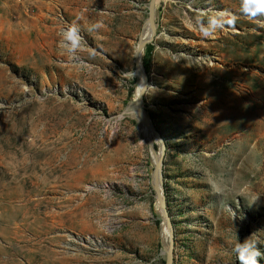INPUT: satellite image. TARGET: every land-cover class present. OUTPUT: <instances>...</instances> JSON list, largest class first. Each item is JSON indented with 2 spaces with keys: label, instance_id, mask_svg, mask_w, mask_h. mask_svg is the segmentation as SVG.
Masks as SVG:
<instances>
[{
  "label": "rangeland",
  "instance_id": "obj_1",
  "mask_svg": "<svg viewBox=\"0 0 264 264\" xmlns=\"http://www.w3.org/2000/svg\"><path fill=\"white\" fill-rule=\"evenodd\" d=\"M150 2L0 0V264H166L161 144L126 116ZM156 27L173 264H264V0H158Z\"/></svg>",
  "mask_w": 264,
  "mask_h": 264
},
{
  "label": "water",
  "instance_id": "obj_2",
  "mask_svg": "<svg viewBox=\"0 0 264 264\" xmlns=\"http://www.w3.org/2000/svg\"><path fill=\"white\" fill-rule=\"evenodd\" d=\"M158 0H151L150 5H149V15H148V20L146 22V25L149 27V31H150V37L145 40V41H141L139 42V48L138 51L136 53V67H137V75L142 79L143 81V87L139 93V97L136 99V104H137V114L139 116L140 121L147 125L149 127V129L151 130L152 134L160 141L161 143V149L159 152V159L156 162V164H154L155 166V170H154V174H153V179H152V183L153 180L155 178V176H158V180L160 182V191H158L157 188L154 187V191L156 193L157 196V201L159 202V204L162 207V219L164 220V222L166 223V225L169 226L170 228V246L167 252V262L166 264H173V253H174V230H173V224H172V220L171 218H169L168 215V211H167V203H166V198L164 195V191H163V181H162V162H163V158H164V154H165V145L164 142L159 134V132L156 130L154 124L152 123V121L148 118V116L146 115V113L144 112L143 109V99L147 94L148 91V87H149V81H148V76L146 74L145 68H144V64L142 62V57L140 58V55L146 50V48L148 46H152L155 38H156V3Z\"/></svg>",
  "mask_w": 264,
  "mask_h": 264
},
{
  "label": "bare ground",
  "instance_id": "obj_3",
  "mask_svg": "<svg viewBox=\"0 0 264 264\" xmlns=\"http://www.w3.org/2000/svg\"><path fill=\"white\" fill-rule=\"evenodd\" d=\"M157 6H158V1L156 3V8H157ZM216 26H218V25L215 24V27ZM149 37H150L149 27L147 25H145L144 33H143V36L141 38V41H145ZM53 48H54V45L52 44L50 51H48V54H50L52 52ZM137 51H138V48L136 50V53H137ZM48 56L50 57V55H48ZM141 57H142V54L140 55V58ZM142 87H143V81L140 78L139 87H138V89L136 91L134 104H132L130 106V108L127 110L126 116H128V115L132 116V115H135L137 113L136 99L139 97V93H140ZM120 119H122V118H120ZM139 134L143 138L144 142L149 144L151 147H153L154 145L161 144L160 141L152 134V132L149 129V127L147 125L143 124L141 121H140V124H139ZM158 156H159V154H157V153L153 154V163L154 164H156V162L158 161V159H159ZM152 185H153V188L155 187V188L158 189V191H160V182L158 180V176L157 175L155 176ZM156 209H157V211L159 212V214L161 216V222H162V224H161V236H162V242H163V245L165 247L166 255H167V252H168V249H169V246H170V231L171 230H170L169 226L166 225V223L162 219V207L159 204V202L157 203Z\"/></svg>",
  "mask_w": 264,
  "mask_h": 264
},
{
  "label": "clouds",
  "instance_id": "obj_4",
  "mask_svg": "<svg viewBox=\"0 0 264 264\" xmlns=\"http://www.w3.org/2000/svg\"><path fill=\"white\" fill-rule=\"evenodd\" d=\"M233 251L237 254L238 258H241V252L245 253V255L241 258V264H256L255 257L257 253L251 250L247 242L236 244Z\"/></svg>",
  "mask_w": 264,
  "mask_h": 264
},
{
  "label": "trees",
  "instance_id": "obj_5",
  "mask_svg": "<svg viewBox=\"0 0 264 264\" xmlns=\"http://www.w3.org/2000/svg\"><path fill=\"white\" fill-rule=\"evenodd\" d=\"M152 51H153V47L152 46H148L146 48L145 56H144V67L148 66Z\"/></svg>",
  "mask_w": 264,
  "mask_h": 264
}]
</instances>
